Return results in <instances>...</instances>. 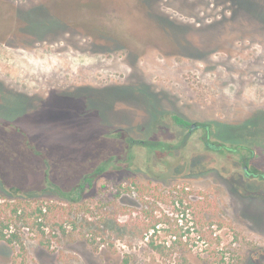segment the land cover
<instances>
[{
    "label": "rangeland",
    "instance_id": "374dc122",
    "mask_svg": "<svg viewBox=\"0 0 264 264\" xmlns=\"http://www.w3.org/2000/svg\"><path fill=\"white\" fill-rule=\"evenodd\" d=\"M0 73L56 82L41 114L53 129L0 131V264H251L264 251V213L229 183L238 160L198 130L175 148L186 131L172 119H259L264 0H0Z\"/></svg>",
    "mask_w": 264,
    "mask_h": 264
},
{
    "label": "flooded vegetation",
    "instance_id": "af4514ba",
    "mask_svg": "<svg viewBox=\"0 0 264 264\" xmlns=\"http://www.w3.org/2000/svg\"><path fill=\"white\" fill-rule=\"evenodd\" d=\"M4 46V45H3ZM260 81L264 86V76L260 77ZM17 82L10 81L9 77L0 73V131H48L54 128L53 120L49 117H42V113H45L46 103H43L42 100L49 98L54 94L56 89V82L48 77L36 76L34 81L31 82V85L27 83L20 82V85L17 86ZM89 83L82 84V87H73L70 86L67 89L71 88L75 90L86 89L88 88ZM86 86V87H84ZM89 90V89H86ZM92 91V90H90ZM57 92V91H56ZM87 93H94L99 91H86ZM98 95V94H97ZM13 99H21L28 101V111L26 113L16 115L12 114L13 112L7 108L9 101L13 102ZM80 101V97L77 98ZM83 99V98H82ZM90 113L100 112L99 108L90 106ZM94 109V110H91ZM38 111V112H37ZM258 115V113H257ZM248 115L247 119H243L245 122H240L237 118H232L230 121L224 125L214 123L209 126L205 123H190L186 120H183L182 124H177L183 131H186L182 137L180 143L175 148H182L190 138L193 132L200 131L202 134L199 139L202 141L204 147L207 150H210L214 153H225L224 156L229 158L231 161L235 159L238 160L239 166L241 167V174L238 176L233 183H229L233 186L236 183L242 185V197L246 201L245 206L248 211H255L259 213H264V96L261 98V104L259 105V119L255 118L257 116ZM91 116H97L98 118L101 115L97 113ZM257 120H255V119ZM81 121L77 126V130H90V126H84L82 124L84 119L79 118L77 120ZM191 126L193 129L191 130ZM226 127L228 129L243 128L245 134L242 137L241 141H236L234 143H229L232 141L224 140L219 136H213L210 133V129L220 130L221 127ZM148 141V140H128L130 145H141L139 142ZM149 142V141H148ZM160 143V142H159ZM161 147V146H159ZM170 148H174L173 145H170ZM223 155V154H222ZM101 170H99L100 172ZM98 172L93 173L91 176L96 175ZM235 174H233L234 176ZM232 177V176H231ZM234 180V177H232ZM83 182H87L85 177L82 179ZM83 185H80V190L83 189ZM244 190L247 193H244ZM59 196H65L63 192L59 191ZM259 225L264 227V220L260 218ZM251 264H264V251H254L249 253Z\"/></svg>",
    "mask_w": 264,
    "mask_h": 264
},
{
    "label": "trees",
    "instance_id": "16d2710c",
    "mask_svg": "<svg viewBox=\"0 0 264 264\" xmlns=\"http://www.w3.org/2000/svg\"><path fill=\"white\" fill-rule=\"evenodd\" d=\"M172 119L177 124H182L183 123V121L180 118L176 117V116H173ZM144 142H148V141L139 142V144H141V146L155 148V149H159V148L164 146L162 143H159V142H155V146L154 145H145ZM149 142H151V141H149ZM159 146H161V147H159ZM75 191H76V194L80 195V193H81L80 186L77 189H75ZM179 192L186 194V192L184 190H180ZM17 210H18L17 208H14V210L12 212L15 214ZM41 210H42V207L38 208L37 209V213L41 214ZM0 238L4 239V236L0 234ZM5 241L7 243H9V244H12V242L18 241V238L14 234H12V235L9 236V238H6ZM19 246H20V243H19ZM149 246L156 253H162L163 252V249L161 247H159V246H154L152 244H150ZM121 264H128V256L127 255H125V257L122 260ZM180 264H189L188 263V259L185 258V257H182V262Z\"/></svg>",
    "mask_w": 264,
    "mask_h": 264
},
{
    "label": "water",
    "instance_id": "95a60500",
    "mask_svg": "<svg viewBox=\"0 0 264 264\" xmlns=\"http://www.w3.org/2000/svg\"><path fill=\"white\" fill-rule=\"evenodd\" d=\"M193 129V126H191V130ZM145 145H154L155 146V142H144Z\"/></svg>",
    "mask_w": 264,
    "mask_h": 264
}]
</instances>
